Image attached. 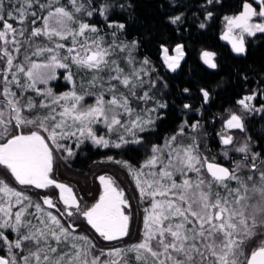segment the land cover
I'll use <instances>...</instances> for the list:
<instances>
[{
    "label": "trees",
    "instance_id": "16d2710c",
    "mask_svg": "<svg viewBox=\"0 0 264 264\" xmlns=\"http://www.w3.org/2000/svg\"><path fill=\"white\" fill-rule=\"evenodd\" d=\"M73 1L0 0V30L9 22L14 32L10 56L0 40V109L9 119L6 125L40 123L66 168L80 176L110 164L137 182L140 170L151 167L158 187L177 184L176 196L172 202L158 197L159 206L149 212L151 194L141 191L143 237L105 246L29 198L32 215L16 225L21 233L0 234V255L12 264H247L264 246V220L243 228L240 217L258 206L255 189L264 175L259 164L252 170L249 159L239 170L230 167L227 177L214 178L206 162L231 163L223 161L217 134L232 111L244 114L237 144L248 141L252 152H264V33L247 37L243 56L220 39L224 17L241 16L250 0ZM57 9L66 13V24L46 31V17ZM178 45L185 55L173 71L163 52H175ZM80 47L96 51L98 61L70 50ZM204 52L214 55L213 67L203 60ZM36 65L54 68L55 77L43 85L46 92L30 86L28 72ZM64 92H69L65 99H49ZM247 96L253 97L254 112L240 108ZM110 101L117 104L116 119L103 128L93 120ZM160 148H165L164 165H144ZM174 162L177 169L169 166ZM5 183L0 181L6 188ZM183 188L191 193L180 199ZM13 200L16 205L20 196ZM216 203L225 210L220 221ZM236 206L241 214L233 212Z\"/></svg>",
    "mask_w": 264,
    "mask_h": 264
},
{
    "label": "rangeland",
    "instance_id": "374dc122",
    "mask_svg": "<svg viewBox=\"0 0 264 264\" xmlns=\"http://www.w3.org/2000/svg\"><path fill=\"white\" fill-rule=\"evenodd\" d=\"M72 5H74L75 1L70 0ZM64 10L57 9L54 10L52 13L48 14L44 23V28L47 31L54 30V27L60 29H63L66 24V13L63 12ZM225 29H231L234 34L237 36H243L247 39V37L253 36L255 34L264 33V16H261L257 10H254L252 13H250L249 16L243 17L236 16V15H227L224 17V26L223 30ZM14 38V32L13 28L11 26V23L6 22L3 29L0 30V40L2 42V46L5 48L7 54L10 56L11 50L9 48V42ZM9 44V45H8ZM92 46H94V43H91ZM91 46V48H92ZM81 48V47H80ZM90 47H82L79 48H71L70 50H77L74 54H77L76 56L83 57L84 59H87L90 62L96 63L99 59V55L96 54V51H93ZM79 49V50H78ZM83 52V55H80L79 53ZM168 54L170 56H175L174 51H168ZM214 57V55H211ZM12 59V58H11ZM53 69L51 65H36L31 68L28 72V79L30 82L31 87H38L40 88L41 92H46V89L44 88V84H47L49 80L55 77L53 75ZM125 82L127 83L128 78H124ZM69 95V92H64L60 96L58 95H48L51 102L59 99V98H67ZM252 99L253 97L247 96L240 104V108L242 111H253V105H252ZM123 106L125 104L121 102ZM86 110V109H85ZM122 113L127 114V109L124 107H121L120 110ZM64 112H68V110H64ZM250 112V113H251ZM81 115H84L85 112L82 110ZM79 114V115H80ZM117 115V104L115 101L110 102H103L102 105L99 107L97 114L94 117L93 122L94 123H101L103 124V128L107 126V123H112L116 119ZM9 119H7L4 116V113L0 109V145L6 142L9 138L17 135H24V136H33L38 135L41 136L46 143L47 150H48V156L50 160V168L48 170V176L56 181L63 182L67 185V187L72 191V193L77 196H80L81 205L79 209L84 211V209L88 208L95 200L96 193L100 192V189L98 188V184L96 182L97 176H113L114 181H116V186L118 191L124 192V199L125 202L128 205V208H126V215L128 219V228L125 238H122L120 240L116 241H103L93 230H91L85 223H82V218H80L77 213L74 212V204L70 202L62 203L58 200L59 195L56 194L54 190H50L47 192V195L52 196L53 200L55 202H58L59 208L57 211H51L54 218H58L62 220L65 225L69 228H71L72 225L77 227V231L81 230L82 232L88 234L94 241H96L99 245L105 246L112 243L117 242H129L133 240H137L138 238L143 237L144 235V221L146 220V213L142 207L141 200H140V193L141 191L143 193H147L148 195L151 194V197L148 198V201L150 203V211L153 212L152 207L159 206V200L158 197L166 196L169 198V201L172 202V198L174 193V190L176 189L177 184L172 183L170 187L163 188L158 187L156 183H154V176L155 172L152 171L151 167H145L140 170V178L137 182H133L132 178L130 176V172L124 170L121 167L115 166V165H105L93 172L90 176H80L76 174L75 172L71 171L70 169H67L64 165V158L61 155V152L55 148L51 144V142L48 140L47 136L44 135L43 128L40 125V123H31V124H18L16 129H10L9 125ZM244 114L238 113L236 111H232L228 113V118L223 122L222 126L220 127V130L218 131L217 137L221 146L220 154L223 156V161H230L231 162V170H239L243 168L244 162L247 160H253V162L258 163L256 161L257 153L252 152L249 149L250 143L245 141L243 144L238 145V134L237 131L244 130ZM5 130H8L7 133H4ZM92 134V133H91ZM241 134V131H240ZM94 136V135H92ZM164 145L163 147H165ZM165 148H160L159 150H156L159 154L157 156H153L148 161L144 162V165L148 166H162L164 165L163 159L165 155L163 154ZM252 158V159H251ZM167 159V158H166ZM216 162L214 160H208L206 162V167L209 163ZM217 163V162H216ZM221 163V162H220ZM260 164L256 167H253L251 165V168L256 171V168L258 167V173H262L264 175V163ZM177 163H172L169 166L173 167L174 169H177ZM262 165V166H261ZM168 170V169H167ZM14 168L10 161L3 160L0 158V181H5L6 188L2 184H0V234L3 237H6L5 232L12 231L14 234L21 233L19 231V228H17V224L20 223V219L22 218L24 220V223L27 221V217L32 215V212L30 211L31 203L29 201V198H37L39 202L42 201L41 198H43L44 194L42 191H38L35 185V180L32 178L28 183L22 184L20 183L15 175H14ZM170 171V170H169ZM172 171V170H171ZM168 176L166 177L168 180H171L173 178V175L171 172H167ZM264 177V176H263ZM146 178H152V181L145 182ZM159 181V180H157ZM177 183V182H176ZM10 185L11 187H9ZM157 186V187H154ZM47 188H51L50 186ZM172 189V192L170 191ZM167 191V192H166ZM182 191V192H181ZM181 191L177 193V196L180 199H185L188 191L190 189L183 188ZM184 191V192H183ZM189 192L188 194H190ZM185 195V197H184ZM20 196V202H17L16 205L14 204L15 197ZM176 196V195H175ZM255 201L258 202V206L253 208L252 210H243V216L240 217L242 227L248 228L247 224L253 222L252 224L257 226L259 224H262V221L264 220V216L261 215V213L264 214V179H263V185H261L260 188L255 189ZM165 200V199H164ZM22 205L21 207L18 205ZM41 204V203H40ZM41 206V205H40ZM214 207H217L219 212H224L225 210L222 208L220 203H216ZM70 209L72 214H67V209ZM234 213L241 214V208L236 206V208H232ZM231 211V210H230ZM229 211V212H230ZM227 212V211H226ZM225 212V213H226ZM232 212V211H231ZM257 213V214H255ZM202 214V212L198 213V215ZM255 214V215H254ZM260 214V215H258ZM50 215V216H52ZM213 215V214H212ZM52 217V218H53ZM19 218V220H17ZM64 218V219H63ZM55 220V219H54ZM247 220V221H246ZM251 221V222H250ZM80 222V223H79ZM247 222V223H246ZM130 224V226H129ZM153 229V228H151ZM172 229L165 227L164 232L165 233H171ZM9 264L11 263V260L9 257H7Z\"/></svg>",
    "mask_w": 264,
    "mask_h": 264
},
{
    "label": "water",
    "instance_id": "95a60500",
    "mask_svg": "<svg viewBox=\"0 0 264 264\" xmlns=\"http://www.w3.org/2000/svg\"><path fill=\"white\" fill-rule=\"evenodd\" d=\"M250 2L257 6L264 16V0H250ZM244 10L242 16H249L252 11L251 4H246ZM220 39L236 55L245 54L247 46L243 37H239L227 29L221 34ZM181 49L182 46L178 45L175 49L176 55L170 56L167 49L164 48L163 57L170 70L176 71L183 60L185 53ZM202 57L209 66H214V60L209 52H204ZM0 158L11 162L15 175L21 182H25L27 178L34 176L39 185L54 182L63 188V192L69 191L65 183L53 181L48 176L50 160L46 143L41 136H24L20 134L9 138L0 145ZM207 170L214 178H225L230 173V169L225 162H211L207 165ZM102 178H106V176H102ZM113 194V191L110 190L107 195L105 194V199L101 198L96 201L92 207L91 215L98 217L96 219L97 225L108 231L110 239L120 240L126 236L128 223H126V219L121 213H116L113 218L107 217L110 208H107L105 203H108ZM70 195L73 194L70 193ZM44 204L47 207H52L50 199H45ZM215 218L220 221L223 218V213L217 212ZM0 264H9V261L6 257L0 255ZM247 264H264V249L256 250L248 259Z\"/></svg>",
    "mask_w": 264,
    "mask_h": 264
},
{
    "label": "flooded vegetation",
    "instance_id": "af4514ba",
    "mask_svg": "<svg viewBox=\"0 0 264 264\" xmlns=\"http://www.w3.org/2000/svg\"><path fill=\"white\" fill-rule=\"evenodd\" d=\"M247 4H251V6H252V11H251V13L254 11V10H257L258 12H259V14L261 15V16H263L261 13H260V9L257 7V6H255L253 3H251V2H248ZM245 8V7H244ZM245 11V10H244ZM244 11H243V13H244ZM242 13V14H243ZM225 30H227V29H225ZM225 30H223L222 32H221V34L225 31ZM229 30H231V29H229ZM232 31V30H231ZM232 33L234 34V32L232 31ZM221 34H220V36H221ZM236 35V34H235ZM239 37H243V36H239ZM244 38V37H243ZM245 39V42H246V46H247V40H246V38H244ZM223 43V42H222ZM224 44V43H223ZM226 45V44H225ZM228 46V45H227ZM229 47V46H228ZM230 48V47H229ZM230 50H231V48H230ZM246 50H247V48H246ZM231 52L233 53V51L231 50ZM246 53V52H245ZM235 56H239V55H236L235 53H233ZM169 55V54H168ZM240 56H243V55H240ZM214 65H215V61H214ZM212 67V66H211ZM244 125H245V121H244ZM260 139H263L264 140V138L262 137V138H260ZM258 140H259V138H258ZM256 161H258V163L260 164V162H262L261 164H263L264 163V152L263 153H261V152H259V151H257V158H256ZM11 163V162H10ZM227 164V166L229 167V169H230V167H231V163H226ZM253 165V167H256V165H257V163L255 162V163H253L252 164ZM253 170H254V168H253ZM93 174V173H92ZM14 175H15V171H14ZM90 176V175H89ZM15 177H16V175H15ZM32 178H34V180H35V185H36V189L38 190V191H42V193L44 194V196H43V198H41L42 199V203H43V205H45L44 204V202H45V199H50V204L52 205V207H51V210H53V211H57V209L59 208L58 206H59V204H58V202H55L54 200H53V197L52 196H49V195H47V192H49L50 190H54L55 192H56V194L57 195H59V197H58V200L60 201V202H62L63 204L64 203H66V202H70V203H72V204H74V206H73V208H74V212L75 213H77V215L80 217V218H82V223H85L91 230H93L103 241H105V242H107V241H111V242H113V241H116V239H110V237H109V234H108V231L107 230H105V229H102L99 225H97V216H95V217H93V215H91V212H92V207H93V205L95 204V202L96 201H98L99 199H101V198H103V199H105L106 198V195L108 194V191H113V195H112V197L108 200V203H105V206L107 207V208H110V212L108 213V215H107V217L108 218H113V217H115V214L116 213H121L124 217H125V219H126V223H128L127 221H128V219H127V215H126V208H128V205H127V203L125 202V199H124V192L123 191H118V189H117V184H116V181H114V177L113 176H109V177H107L106 176V178H102V176H97V178H96V182H97V184H98V188L100 189V192L99 193H96V195H95V200H94V202L88 207V208H86V209H84V211H82L81 209H79V207H80V205H81V200H80V196L79 195H77V196H75L73 193H72V191L68 188V190L69 191H67V192H63V188H61L59 185H57L56 183H54V182H49V183H45V184H42V185H39V184H37V181H36V178L34 177V176H31V177H29V178H27L26 179V181L25 182H21V181H19L18 180V177H16V179L20 182V183H22V184H26V183H28V181H30ZM54 181V180H53ZM51 187V188H47V187ZM50 189V190H49ZM72 193L73 195L71 196L70 195V193ZM106 194V195H105ZM66 197V198H65ZM71 209V208H70ZM69 208L67 209V214L68 215H70V214H72V212H71V210H70ZM80 223V222H79ZM129 226H130V224H129ZM71 228H73L74 230H76L77 231V227L76 226H74V225H72L71 226ZM129 229V228H128ZM78 232H82L81 230H78ZM126 234H128V233H126ZM125 238V237H124ZM258 249H264V246H261V247H259V248H257L256 250H258ZM256 250H254L253 252H252V254L256 251ZM251 254V255H252ZM250 255V256H251Z\"/></svg>",
    "mask_w": 264,
    "mask_h": 264
}]
</instances>
